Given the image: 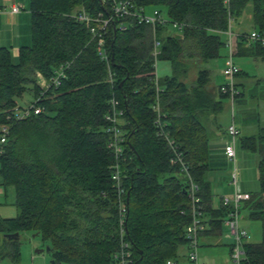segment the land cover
Instances as JSON below:
<instances>
[{"label": "trees", "instance_id": "1", "mask_svg": "<svg viewBox=\"0 0 264 264\" xmlns=\"http://www.w3.org/2000/svg\"><path fill=\"white\" fill-rule=\"evenodd\" d=\"M135 1L165 9L170 22L184 25L181 38L170 36L167 26L156 30L161 42L158 61L171 68L170 75L159 78L157 91L150 81L148 26L129 19L121 30L118 23L124 21L114 20L106 30L108 67L100 61L88 29L73 17L80 11L107 13L100 0H28L29 45L19 48L15 61L8 48H0V125L10 124L0 156V180L4 188H13L17 211L14 218L0 220V234L37 233L48 243L54 264H114L122 241L129 245L132 264L173 259L177 247L186 244L185 228L191 221L188 175L199 187L203 224L219 230L226 216L224 206L211 207L203 123L206 116L222 111L226 97L219 87L211 90L205 66L224 58L222 35L228 18L238 19L247 4L254 30L264 34V0ZM65 65L60 86L40 97L38 77L49 80ZM26 91L33 100L40 99L35 105L43 112L7 121ZM112 99L123 112L122 226L110 173L115 158L106 148L105 117ZM156 101L159 115L152 108ZM159 133L175 141L187 175L172 161L174 154ZM241 145L258 158L259 187L242 208L264 231V131L242 139ZM18 241L5 237V256L12 264H19ZM243 250L244 264H264V233L259 243H245Z\"/></svg>", "mask_w": 264, "mask_h": 264}, {"label": "built area", "instance_id": "2", "mask_svg": "<svg viewBox=\"0 0 264 264\" xmlns=\"http://www.w3.org/2000/svg\"><path fill=\"white\" fill-rule=\"evenodd\" d=\"M101 4L106 8V12H99L96 15H88L84 11L78 12L73 17L77 22L85 25L88 32L91 35L93 42L96 45V51L101 62H105L108 67V54L105 49V38L106 30L108 26L114 20H121L124 22L118 23V28L121 30L125 29V21L132 19L139 25L148 26L152 33V47H151V57L153 61V71L150 78L156 91L159 90V77L156 72V64L161 53V42L156 36V30L164 26H172L173 29L181 31L184 27L183 24L177 22H170L167 17H163L161 11L157 8L151 7V11H147L148 8L143 5L138 4L135 0H100ZM8 12L10 14H17L20 12L19 6H12L6 10L5 8H0V14ZM232 22V18H228V27ZM226 41V58L221 69V76L223 77V83L219 86V92L223 94L228 102L233 107L235 98L238 96L239 92L236 85V78L239 74V68L235 63L234 59V40L245 39L247 41L253 42L255 44L264 47V34L257 31H253L248 35H235L229 29L225 32ZM68 65L60 66L54 75L49 79H43L38 77V86L40 90V97H44L47 91L50 89H57L61 81L65 78V70ZM109 82L112 84L114 82L113 75L109 72ZM40 100H33L32 103L24 108L15 107L11 114L7 116V121L18 122L27 119L30 116H36L43 112V109L35 103ZM119 103L112 99L110 101V111L106 115L105 119L109 123L106 129L108 140L106 148L112 153L115 158V162L110 166L111 181L116 190V195L119 201V214H120V225L122 226V219L125 214V205L122 198L125 194L122 188V178L120 175V162L123 157V143L124 137L120 125V118L123 112L118 109ZM153 110L159 115V106L156 101L155 105L152 107ZM159 124V118L156 121ZM227 137L230 138V142L226 143L223 148V153L226 158L232 163L233 169L231 172L230 184L233 187V192L230 195H225L221 198V205L227 210L224 219V224L227 228L226 237L232 241L230 246V264H244L246 257L243 250V245L247 239V232L242 229L239 225L240 222V210L245 202L250 198L249 194L243 193L239 190L238 186V171L236 168V155H235V141L239 137V131L233 123L229 124L225 130ZM10 133V124L0 125V156L3 154L4 146L6 144L7 138ZM169 149L173 152L174 158L173 162L179 163L181 170L186 173L188 167L182 160V154L176 147L174 140L169 138L163 133H159ZM188 201L190 203V214L191 221L189 225L185 228V240L188 246L187 261L188 264H198L197 249H198V239L200 234L204 231V224L202 220L200 199L198 196L199 187L192 182L188 175ZM123 234L121 229L120 235ZM114 264H132L131 252L129 250V245L123 241L120 243L119 251L114 255ZM164 264H180L174 259H168Z\"/></svg>", "mask_w": 264, "mask_h": 264}, {"label": "crops", "instance_id": "3", "mask_svg": "<svg viewBox=\"0 0 264 264\" xmlns=\"http://www.w3.org/2000/svg\"><path fill=\"white\" fill-rule=\"evenodd\" d=\"M25 4L27 6V13H21L23 11L22 6ZM248 5H246L242 15L238 19H232L230 27L227 28V30L229 29L235 35H248L255 31L252 24L251 9L247 10ZM12 6H19L22 10L17 14H10L8 12L0 14V48H8L12 58H16L19 48L27 46L30 43V13L28 10V0H0V8L8 10ZM233 24H235L234 29ZM178 32V35L169 34L172 37L181 38L182 30ZM225 32L222 35L224 41H226ZM236 39L234 40V59L239 68V74L236 78L239 94L235 98L233 107L227 99H224L222 111L217 114H210L203 120L208 138L207 163L209 171L206 174V180L210 185L212 195L211 207L214 210L221 207V198L223 196L233 192V187L230 184L233 166L223 153L224 145L230 142V138L227 137L225 130L231 123L239 131V137L234 144L239 190L247 194L253 193L249 191V188L246 187L247 185L243 181L239 184L240 173L241 178H243V173L254 176L258 185V158L256 154L243 150L241 141L244 138H256L261 131H264V52L253 42H238ZM222 52H224L222 54L224 56V58L222 57V63L214 71L222 81L216 83L214 76L211 90L223 83L221 69L226 58V48ZM253 166L255 167L254 171H252ZM12 205L14 206V201ZM224 219L225 216H223L222 227L219 230L208 229L206 224L204 225V231L199 236L198 247L201 248L199 250V258L201 260L204 259L206 262L208 261L209 264H230L229 256L232 241L226 237L228 231L224 224ZM202 220H206V216ZM240 227L247 232L245 243L257 244L261 241V239L258 240L254 237L250 239L247 224H241ZM263 233L264 231L261 229L262 236ZM187 253V244H181L177 247L173 259L180 264H188ZM215 253H217L216 261L213 257ZM218 254H220L219 261Z\"/></svg>", "mask_w": 264, "mask_h": 264}, {"label": "rangeland", "instance_id": "4", "mask_svg": "<svg viewBox=\"0 0 264 264\" xmlns=\"http://www.w3.org/2000/svg\"><path fill=\"white\" fill-rule=\"evenodd\" d=\"M23 11L21 13H27V6L26 4L22 6ZM152 8H148L147 11H151ZM251 6L250 4L247 7V10H250ZM20 10L21 7H20ZM161 14L163 17H166V10L161 9ZM235 28V24H233V29ZM168 31L170 34L178 35L179 32L173 29L172 26H168ZM224 54V52H222ZM14 61L16 58H13ZM222 59L220 58L218 60L210 61L206 64V68L211 71L212 79L215 76L216 83H219L222 81L220 77L216 75L214 71L217 70V68L222 63ZM156 72L159 78H163L166 75H170V65L166 61H158L156 64ZM193 79V73H190V81ZM33 97L30 92L26 91L22 97L16 99V103L18 108H24L30 103H32ZM224 105V104H223ZM239 167V166H238ZM255 170V167L253 166L252 171ZM243 178H241V173L239 176V184L243 181L249 188V191L255 192L258 189L257 182L255 181L254 176H250L247 173H243ZM230 195V194H229ZM14 201V191L12 187L4 188L1 185L0 180V220L4 219H11L14 218L17 215V211L15 207L12 205ZM247 212L242 208L240 210V221L241 224H247L248 230H249V237L250 239L254 237L255 239L260 240L261 239V225L258 221H250L247 219ZM240 224V225H241ZM245 228V227H244ZM4 235L0 234V264H12L5 256L7 252V246L5 244V237ZM19 242V248H20V257H19V264H51L53 261L51 259V253L46 251V248L49 247L47 242H44L40 236H38L37 233L33 232H24L18 237ZM201 248L198 247L197 249V258H198V264H209V262L205 261L204 259L201 260L199 258V250ZM38 251V252H37ZM214 260L216 261L217 253L214 254ZM220 259V254H218V261ZM202 261V262H201Z\"/></svg>", "mask_w": 264, "mask_h": 264}, {"label": "water", "instance_id": "5", "mask_svg": "<svg viewBox=\"0 0 264 264\" xmlns=\"http://www.w3.org/2000/svg\"><path fill=\"white\" fill-rule=\"evenodd\" d=\"M4 237H6L7 239H14V240H17L19 235L18 233H14V234H5ZM46 251L47 252H50L51 253V250L49 247L46 248ZM38 252V251H37ZM51 264H54V262L52 261Z\"/></svg>", "mask_w": 264, "mask_h": 264}]
</instances>
